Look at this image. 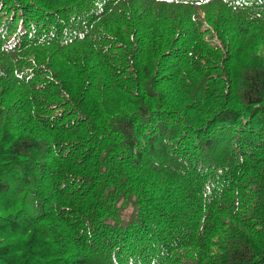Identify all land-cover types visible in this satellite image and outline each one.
Listing matches in <instances>:
<instances>
[{"label": "trees", "instance_id": "obj_1", "mask_svg": "<svg viewBox=\"0 0 264 264\" xmlns=\"http://www.w3.org/2000/svg\"><path fill=\"white\" fill-rule=\"evenodd\" d=\"M0 264H264V0H0Z\"/></svg>", "mask_w": 264, "mask_h": 264}, {"label": "rangeland", "instance_id": "obj_2", "mask_svg": "<svg viewBox=\"0 0 264 264\" xmlns=\"http://www.w3.org/2000/svg\"><path fill=\"white\" fill-rule=\"evenodd\" d=\"M131 211H132V208L129 207V208L125 209L124 213H125V215H129L131 213Z\"/></svg>", "mask_w": 264, "mask_h": 264}]
</instances>
